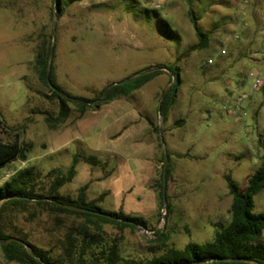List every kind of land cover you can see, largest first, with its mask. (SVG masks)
Instances as JSON below:
<instances>
[{"label":"rangeland","instance_id":"1","mask_svg":"<svg viewBox=\"0 0 264 264\" xmlns=\"http://www.w3.org/2000/svg\"><path fill=\"white\" fill-rule=\"evenodd\" d=\"M54 6L53 0H0V139L30 145L25 161L0 168V185L32 166L37 191L44 193L77 155L73 179L58 192L75 197L87 185L88 201L101 196L103 211L143 216L150 228L93 225L28 203L4 212L8 232L59 253L68 233L87 231L135 261L211 241L217 223L229 221L224 176L243 191L262 152L257 139L264 141V89L250 92L241 115H227L221 106L249 92L250 72L264 65L263 37L252 17L264 0H76L59 17ZM189 8L209 35L204 49L190 50L197 38ZM161 22L174 38L161 32ZM49 35L54 81L73 96L94 98L142 69L177 66L180 84L166 121L158 107L174 77L162 68L139 89L97 109L79 113L69 103L66 117L56 122L58 101L39 78L35 60ZM163 153L168 199L160 207ZM254 211H264V190L254 196ZM157 229L165 239L157 240ZM0 264L19 263L6 261L0 250Z\"/></svg>","mask_w":264,"mask_h":264},{"label":"trees","instance_id":"2","mask_svg":"<svg viewBox=\"0 0 264 264\" xmlns=\"http://www.w3.org/2000/svg\"><path fill=\"white\" fill-rule=\"evenodd\" d=\"M55 1V0H53ZM58 11L57 16H61L63 7L76 0H56ZM235 2V0H232ZM254 8L253 19L257 21ZM188 15L193 25L197 43L190 47V50L204 49L209 44V35L203 32L198 24L199 17L194 14L192 8L188 9ZM259 33L262 29L258 22ZM161 32L169 38H174L176 34L166 22L160 24ZM50 39L44 40L41 48L36 54V69L41 81L47 86L50 94L58 101V115L56 122L62 121L68 111L69 103L73 104L79 113H84L89 109H97L101 104L127 96L134 90L139 89L144 84L160 74L162 68H166L174 80L169 87L162 93L160 98L158 113L162 117V122L166 121L169 109L173 103L175 94L180 84V72L177 66L157 64L155 69L145 68L128 76L129 81L123 85L106 86L98 91L96 97L85 98L73 96L64 91L55 83L52 72V65L49 62ZM47 42V44H46ZM53 87H51L48 83ZM97 102V103H95ZM49 122V120H48ZM4 130L3 120L0 118V131ZM158 127L154 128L157 133ZM257 145L262 152L258 156V166L247 180V185L241 191L229 175L224 178L227 183L228 193L231 202L228 208L229 221L227 223H217L213 239L202 243L188 242L182 249H169L159 256L144 261L126 260L119 255L117 245L110 244L105 240L99 239L98 235L89 234L82 231L76 235L68 233L59 253H55L53 247L44 248L31 242L27 236L19 233H10L4 225L2 217L8 207H19L28 203L37 205H48L55 211L67 215H77L90 221L93 225L98 223L111 224L118 228L142 227L150 228L143 216L126 215L122 211H103L98 202L102 201L100 196L97 199L88 201L86 199L87 185L79 187L75 197L60 194L59 189L69 183L75 175L77 155L72 159L65 174L58 173L49 188L44 192L37 191L39 179L32 166L17 170L8 180L0 185V250L3 258L9 262L19 264H264V211H254V196L264 190V141L259 137ZM28 143L19 142L13 139L9 142L0 139V168L15 161H25L26 153L29 151ZM163 153L161 157V174L158 185L160 207L162 201L163 186ZM168 169L166 166L165 176L167 179ZM168 196L166 195V200ZM168 208V204H166ZM91 209L103 211L105 215H95L83 211ZM167 217V213L165 214ZM156 235L160 230L153 231ZM166 238L164 233H160L157 240ZM229 258L232 261L222 262L219 259Z\"/></svg>","mask_w":264,"mask_h":264},{"label":"built area","instance_id":"3","mask_svg":"<svg viewBox=\"0 0 264 264\" xmlns=\"http://www.w3.org/2000/svg\"><path fill=\"white\" fill-rule=\"evenodd\" d=\"M246 0H242L244 2ZM255 16L257 18V21L261 25L262 29L260 31L262 37H263V57L261 58L262 63L264 64V6L257 7L255 11ZM237 37V35H235ZM208 63H211L212 60L208 59ZM251 77H253V82L250 88L249 92H241L238 94H234L231 96V102L225 103L221 106L222 112H224L227 115H241L244 113L243 110V102L248 99L250 96V92L252 91H258L260 89H264V65L258 66L255 70H252L249 74ZM227 102V101H226Z\"/></svg>","mask_w":264,"mask_h":264},{"label":"water","instance_id":"4","mask_svg":"<svg viewBox=\"0 0 264 264\" xmlns=\"http://www.w3.org/2000/svg\"><path fill=\"white\" fill-rule=\"evenodd\" d=\"M56 6H57V1L55 0V6L54 7L56 8ZM128 81H129V78L126 77V78H124V79H122V80H120L118 82H114V83L110 84L109 86H112V85H115V84L116 85H123L124 83H126ZM48 83H49V85L51 87L54 88V86H52L50 84V81L49 80H48ZM166 159H167V157H166V153H165V155H164V161H163V186H162V201H163V207L165 206V203H166V189H165V185H166V176H165ZM82 210L85 211V212H88V213L95 214V215H105V213L103 211L91 210V209H82ZM2 242H3V240L0 239V243H2ZM219 260L222 261V262H227V261H232L234 259L222 258V259H219Z\"/></svg>","mask_w":264,"mask_h":264}]
</instances>
